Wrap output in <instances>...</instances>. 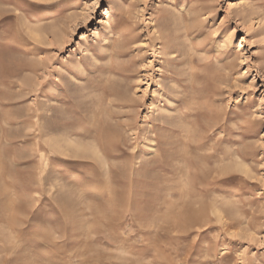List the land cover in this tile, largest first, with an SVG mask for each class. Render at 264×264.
<instances>
[{"label": "rangeland", "instance_id": "1", "mask_svg": "<svg viewBox=\"0 0 264 264\" xmlns=\"http://www.w3.org/2000/svg\"><path fill=\"white\" fill-rule=\"evenodd\" d=\"M0 264H264V0H0Z\"/></svg>", "mask_w": 264, "mask_h": 264}, {"label": "bare ground", "instance_id": "2", "mask_svg": "<svg viewBox=\"0 0 264 264\" xmlns=\"http://www.w3.org/2000/svg\"><path fill=\"white\" fill-rule=\"evenodd\" d=\"M247 11H249L250 13H253L254 12V10L251 8H248L247 9ZM139 77V76H138ZM148 78V77H147ZM9 81V80H8ZM11 82V81H10ZM24 85V84H23ZM183 85V84H182ZM185 88V87H184ZM175 89V88H174ZM179 90V89H178ZM58 96V95H57ZM179 102H180V100H178ZM179 102H178V105H177V107H180L181 105H179ZM184 106V105H183ZM58 108V107H57ZM182 108V107H181ZM180 109V108H179ZM69 110V109H68ZM192 115V114H191ZM157 124V123H156ZM187 129V128H186ZM190 130V129H189ZM185 139V138H184ZM184 142V141H183ZM188 142H189V139H188ZM195 145V144H194ZM202 145V144H201ZM198 147V149H201L202 147L201 146H197ZM196 147V148H197ZM86 151L87 150H90V149H85ZM125 151V150H124ZM125 152H127V151H125ZM188 152V151H187ZM190 152V151H189ZM128 154H129V152H127ZM153 153V152H152ZM179 153V154H178ZM200 153V152H199ZM124 154V153H123ZM186 153H182V151H179V152H177V154H176V157H177V159L179 158V159H182V160H184V159H189V161H190V159H191V155H185ZM109 155H111V154H109ZM121 156V155H120ZM133 157V156H132ZM155 161V160H154ZM188 161V162H189ZM132 164H133V162H131ZM144 167H147V162L144 160V161H141V162H139V165L135 168L134 167V169H132V170H134L133 171V173H140V169H142V168H144ZM46 168V167H45ZM149 168V167H148ZM185 171H187V170H185ZM194 171V170H193ZM146 172V171H145ZM43 173V172H42ZM132 173V172H131ZM138 173V174H139ZM137 174V175H138ZM183 177V176H182ZM145 182H146V180H145ZM193 183H194V181H192ZM196 184V183H195ZM178 187H180V186H178ZM198 188H199V186H198ZM202 188L204 189V188H206L205 186H202ZM179 190V189H178ZM205 190V189H204ZM204 192V191H203ZM178 193V192H177ZM179 194V193H178ZM178 196V195H177ZM185 197V196H184ZM182 198V197H181ZM199 202H204V201H198V200H195V201H188L187 203H185L184 205H183V207H185V209H189V210H191V209H193L194 208V204H196V203H199ZM211 205V204H210ZM209 207V206H208ZM196 208V207H195ZM206 208V207H205ZM179 210V209H178ZM183 211V210H182ZM196 211V210H195ZM205 212H207L206 211V209H205ZM189 213V212H188ZM204 213V212H203ZM205 214V213H204ZM203 214V215H204ZM217 215V214H216ZM192 218H193V216H191V214L189 213V214H182V215H180V220H181V222H188V221H191L192 220ZM218 222V221H217ZM186 250V249H185Z\"/></svg>", "mask_w": 264, "mask_h": 264}]
</instances>
